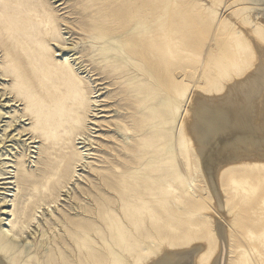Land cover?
Wrapping results in <instances>:
<instances>
[{"label":"rangeland","instance_id":"rangeland-1","mask_svg":"<svg viewBox=\"0 0 264 264\" xmlns=\"http://www.w3.org/2000/svg\"><path fill=\"white\" fill-rule=\"evenodd\" d=\"M114 13L143 14L126 22ZM261 35L264 0H0V230L13 225L21 234L45 200L40 223L15 242L28 255L32 232L41 242L83 246V229L48 224L69 217L94 219L101 246L125 264L151 263L167 245L176 254L200 247V261L212 262L221 251L218 224L234 232L230 264H264V240L248 241L232 223L246 219L257 196L247 215L261 233L264 167H248L239 186L213 193L186 128L197 91H222L255 69ZM21 176L35 183L25 189ZM164 216L170 236L162 238ZM127 226L135 244L121 233Z\"/></svg>","mask_w":264,"mask_h":264},{"label":"bare ground","instance_id":"bare-ground-1","mask_svg":"<svg viewBox=\"0 0 264 264\" xmlns=\"http://www.w3.org/2000/svg\"><path fill=\"white\" fill-rule=\"evenodd\" d=\"M128 14L137 16L143 13H114V17L129 22L132 16ZM119 15H126V19L118 17ZM137 31L142 32L143 30L138 27ZM145 31L149 35H153V25H148ZM252 40L255 41L253 38ZM255 47H257L258 54L256 55L257 59L252 62V66H257L250 74L236 76L234 79L228 80L222 91L216 90L211 93H205L196 90V103L191 106L190 120L186 124L195 146L201 171L206 177L208 188L211 192L219 193L220 195L222 192V187L220 186L222 185L232 183L239 186L240 182H238V179L246 177L247 174L249 175L248 167L251 168L257 163L264 167V45ZM154 66L162 74L165 85H170L173 82L171 72L163 68L161 62L154 63ZM7 125L10 128L12 127L11 123H7ZM84 140L86 141L87 138H84ZM32 143L35 142L29 144ZM5 156L8 155L6 154ZM255 157H259L260 160ZM6 168H10V166ZM239 170H241L242 174H237ZM47 173L48 171H45L43 176L48 175ZM21 175H23L22 172ZM7 179L11 178H5V180ZM41 181L44 183L43 179ZM33 183L35 181H29L25 176H21V185L25 189H29ZM7 184L12 183L7 182ZM106 184L116 189V185L112 181L108 180ZM52 190L53 186L48 185L49 196L52 195ZM5 199L3 203L8 204L9 194H6ZM258 199L260 198L256 196L253 201L246 204L243 213L246 215L245 220H240L237 223L232 221V223L233 227L238 228L237 226H239V229L243 228L247 231L248 241H258L261 244L262 240H264V219L256 225L259 228L263 227L260 229L261 233L257 234V230H253L256 229L253 226L255 225V219L250 220L247 215L250 214L251 210L255 209ZM37 204V209L35 211L33 209L22 224L21 234L15 231L13 225L10 228L0 230V235L4 237L0 240V264H125V261L120 262L116 257L114 248L109 247L108 249L101 246L103 245L102 238L97 231V222L94 219L89 223H83L80 220L70 221L69 217H59L55 221L52 220L48 223L51 230L58 226V223L63 226L68 224L67 232L69 231V233L83 229L86 232V237L82 241L84 245L78 247V249H72L69 245L60 246V239L49 240V242L51 241L50 243L41 242L37 239L36 234L32 232L35 238H27V241L25 240L23 243L24 246L31 245V248L33 247L34 256L27 254L28 251H31L29 248L20 250L15 242L18 239L21 241L22 236L32 227V224L40 223L37 214L40 213L38 210L44 209L45 200H39ZM46 205L51 208L49 203H46ZM167 222L168 220L164 216L161 224L162 238L170 236ZM218 225L221 228V232H219L222 235L219 246L221 251H219L217 256L215 255L216 257L212 262L200 261L199 257L201 255L198 256L201 252L199 251L200 247L191 246L190 253L176 254L174 252L178 249L173 245H167V247L162 249L159 258L147 264H230L227 243L229 238L234 236V232L225 229L222 224ZM128 227L121 229V233L126 235L132 244H135L133 240L134 232ZM46 235V233H42V237ZM75 243L78 244L77 241ZM47 244H51L50 249L46 248ZM117 247L119 249L122 248L120 244Z\"/></svg>","mask_w":264,"mask_h":264}]
</instances>
